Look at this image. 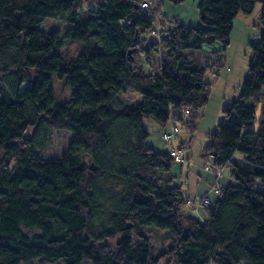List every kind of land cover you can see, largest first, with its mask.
Wrapping results in <instances>:
<instances>
[{
    "label": "trees",
    "instance_id": "trees-1",
    "mask_svg": "<svg viewBox=\"0 0 264 264\" xmlns=\"http://www.w3.org/2000/svg\"><path fill=\"white\" fill-rule=\"evenodd\" d=\"M150 4L0 0V264H264V110L252 127L255 106L264 107V4L239 96L201 150L210 171L230 170L217 198L202 204L203 223L183 214L182 191L170 185L173 158L147 143L142 118L193 127L188 107L205 104L208 90L205 68L185 52L227 45L233 20L255 0H196L198 24L174 18L147 43ZM45 19L69 27L45 32ZM67 41L78 46L75 58L61 53ZM52 79L67 86V101H55ZM128 90L140 96L133 107L120 95ZM60 130L72 133L66 151L43 157ZM104 198L106 225L95 232ZM142 227L167 231L171 245L154 254Z\"/></svg>",
    "mask_w": 264,
    "mask_h": 264
},
{
    "label": "rangeland",
    "instance_id": "rangeland-1",
    "mask_svg": "<svg viewBox=\"0 0 264 264\" xmlns=\"http://www.w3.org/2000/svg\"><path fill=\"white\" fill-rule=\"evenodd\" d=\"M86 1V0H85ZM153 8L151 12L155 30L146 36L147 43L154 42L158 32L164 31L171 27L172 19H177L183 23L195 25V7L196 0H188L185 4L172 5L169 2L162 0H147ZM163 3L165 5H163ZM264 4V0H255V5L250 14L238 13L233 20V28L230 33L229 42L223 46L219 42H214L211 45H203L199 51H186L188 56H192L197 64L205 68L203 75V83L208 90V97L201 107H188L191 113H196L193 127L183 129L180 128L176 137L175 143L183 150L184 157L187 161L182 163L173 162L169 175L171 177L170 185L178 187L189 203H196L198 199L215 184V177L212 171L204 170L210 162H205L201 156V149L206 145L208 136L217 128V124L222 120V110L239 96L240 88L247 76L248 63L251 57V50L246 39L256 41L262 34V25L260 20V8ZM180 7V9H179ZM156 9V11H155ZM69 25L61 21H53L45 19L39 28L42 31L49 32L58 30L63 35ZM76 43L67 41L61 48V53L66 59L75 58L78 53ZM193 54V55H192ZM152 66L157 65L158 57L151 56ZM55 101L58 103L67 101L70 97V91L63 81L52 79ZM122 99L131 107L135 106L140 100L138 93L128 90L120 94ZM190 115H184L182 124L186 125L189 122ZM260 117L258 107H255V126ZM172 122L169 121L165 126L158 124L149 117L142 118V128L148 132L147 143H159L157 151L168 149L161 138L163 132H168ZM254 127V128H256ZM72 133L66 130L51 131L50 145L42 151V156L60 157L65 151L68 143L71 140ZM157 147V146H156ZM162 152V151H160ZM89 158L83 156V161L89 164ZM221 176L216 179L215 187L224 188L230 182V170L225 167L221 170ZM100 185V191L105 190V194H112L115 190L111 184ZM257 190H261L262 186L258 183ZM209 192L210 200L217 197L212 190ZM196 195V196H195ZM109 200L107 198L98 200L100 206L99 216L93 224V229L98 232L106 225L107 209L109 208ZM185 215V214H184ZM141 231L149 234L148 238L151 241L153 253L166 251L171 245L170 239L166 237L167 231L153 228L142 227ZM115 240H108L106 243L113 245ZM32 264H39L37 262ZM58 264V263H56Z\"/></svg>",
    "mask_w": 264,
    "mask_h": 264
},
{
    "label": "crops",
    "instance_id": "crops-1",
    "mask_svg": "<svg viewBox=\"0 0 264 264\" xmlns=\"http://www.w3.org/2000/svg\"><path fill=\"white\" fill-rule=\"evenodd\" d=\"M162 1H164V0H162ZM163 5H165L164 3H163ZM179 9H180V7H179ZM195 21L197 22V9H196V7H195ZM196 24H198V22L197 23H195V25ZM246 43H247V45H248V43L250 42V40H248V39H246V41H245ZM255 107H258V109H259V112H260V117H261V113H262V110H264V107H262V105H256ZM260 117L258 118V120L260 119ZM256 121V120H255ZM252 127L254 128V127H256L255 126V124H252ZM149 144L151 145V146H153L155 149H160L159 148V143H157V141H156V143H154V142H149ZM166 144H168L169 146V148L168 149H166V150H160V151H169L170 150V148H171V144H169V143H167L166 142ZM173 144L175 145V146H177L176 145V143H175V139H174V141H173ZM157 146V147H156ZM202 150V149H201ZM186 161H187V158H186ZM221 174H222V172H220V175L219 176H221ZM214 177H215V184H216V178L218 177V176H216L215 174H214ZM215 184H212L211 186H210V188L202 195V197L200 198V199H198V201L196 202V203H194V202H191V203H189L188 202V200H186V203L183 205V207H182V212H183V214H185V215H187V216H190V217H192V218H194V219H196L198 222H200V223H203V222H205L206 221V219H207V217H206V213H205V211H204V207L202 206V205H200L199 204V201L203 198V197H207V199L209 200V201H214V200H210V198L208 197L209 196V192H211L210 190L213 188V187H215ZM217 188V187H216ZM183 194V193H182ZM196 196V195H195ZM184 197V196H183ZM185 198V197H184ZM217 198V197H216ZM145 233H147V232H145ZM147 236H149V234L147 233ZM149 239V238H148ZM149 242H150V244H151V241L149 240ZM151 246H152V244H151ZM154 251V250H153ZM159 264H167V258H164V259H161L160 261H159Z\"/></svg>",
    "mask_w": 264,
    "mask_h": 264
},
{
    "label": "built area",
    "instance_id": "built-area-1",
    "mask_svg": "<svg viewBox=\"0 0 264 264\" xmlns=\"http://www.w3.org/2000/svg\"><path fill=\"white\" fill-rule=\"evenodd\" d=\"M146 6V3H143L141 5V8H144ZM179 131V128H178V125L176 123H172L171 124V127L169 128V131L168 132H163L162 133V139L171 144V148L169 150V154L170 156L173 158V161L174 162H177V163H182V162H185L186 158L184 157V154H183V150L181 147L179 146H175L173 144V141L177 135ZM204 170L206 171H210L209 170V167L208 166H205L204 167ZM220 170L216 171L215 172V175L216 176H219L220 175ZM213 192L217 193V188L216 187H213L211 189ZM208 203V199L207 197H203L200 201H199V204L202 205V204H206Z\"/></svg>",
    "mask_w": 264,
    "mask_h": 264
}]
</instances>
